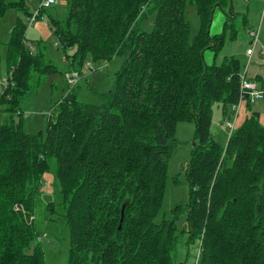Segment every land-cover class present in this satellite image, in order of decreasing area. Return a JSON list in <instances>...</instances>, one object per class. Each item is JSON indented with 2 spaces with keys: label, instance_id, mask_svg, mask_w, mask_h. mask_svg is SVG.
Returning a JSON list of instances; mask_svg holds the SVG:
<instances>
[{
  "label": "trees",
  "instance_id": "obj_1",
  "mask_svg": "<svg viewBox=\"0 0 264 264\" xmlns=\"http://www.w3.org/2000/svg\"><path fill=\"white\" fill-rule=\"evenodd\" d=\"M25 1L0 0V19L9 10L31 16ZM150 1L67 0L66 21L51 18L62 50H75L66 57L70 70H81L86 60L98 66L124 60L108 104L80 103L72 90L49 117L44 138L24 132L20 103L56 68L26 47V25L13 26L5 44L8 84L0 94V264H45L32 218L51 157L62 212L55 219L49 202L46 220L62 218L69 230L66 264H172L182 235L187 246L199 241L198 264H264L259 113L234 127L224 146L211 135L213 104L220 103L223 123L230 120L244 73L234 56L207 65L203 53L210 49L216 57L226 34L236 37V16L225 14L229 0H152L154 23L145 32L139 22ZM187 2L199 18L192 39ZM217 9L226 20L211 35ZM180 122L194 125L183 168L188 200L157 223ZM172 182L180 185L178 177ZM181 215L184 228L177 224Z\"/></svg>",
  "mask_w": 264,
  "mask_h": 264
},
{
  "label": "rangeland",
  "instance_id": "obj_2",
  "mask_svg": "<svg viewBox=\"0 0 264 264\" xmlns=\"http://www.w3.org/2000/svg\"><path fill=\"white\" fill-rule=\"evenodd\" d=\"M40 0H26V10L32 14L37 9ZM232 10L235 18L232 20L234 28L237 31L235 38H231L230 32L226 34L223 46L216 56V64L222 63L224 57L234 56L239 59L243 66V73L247 70L246 78L254 80L257 77L254 71L257 64L264 63V56L261 54V46L264 45V0H232ZM154 1L148 3L143 11L139 22V28L142 31L150 32L153 27L155 17ZM68 15L67 0H56L55 5L45 10L41 18L37 19L34 25L28 23V17L23 11L9 10L6 15L0 19V94L5 89V83L8 78L7 67L5 63L6 43L10 38V33L17 21L26 25L25 45L33 53L40 52L46 62H50L56 72L43 76L39 86L26 94L21 100L20 107L23 110V130L26 134L35 135L41 133L42 138L45 135L46 124L49 117H54L58 112V102L66 95L64 75L70 70L67 56H72L74 48H67L66 52L60 47L58 40L53 35L51 29V18L64 23ZM185 17L190 25L191 39L199 30V18L195 7L187 2ZM226 20L225 14L221 10H215L212 15L210 34H220ZM258 32L259 41L252 47V33ZM262 43V44H260ZM253 48V56L246 55L247 49ZM205 64H212L214 52L206 50L203 53ZM261 58V62L259 59ZM124 56H117L111 62L101 66L95 65L86 60L79 72L85 75L74 87L72 94L76 100L85 104H108L115 73L121 66ZM91 65L92 71H89L88 65ZM259 71V70H258ZM264 74L256 83L259 88L264 89ZM87 77V79H86ZM102 95L104 96L102 98ZM252 112L259 113V123L264 127V99H258L252 103L243 100L236 118L235 128L239 127ZM212 137L222 146L227 140L226 128L224 127L221 105L213 104V117L211 125ZM194 136V125L190 122H180L175 129V145L169 160L168 179L164 190V198L161 209L156 218V222L162 219L171 218V210L176 204H185L188 200V185L186 183L183 168L190 161ZM48 171L43 176V182L40 186L39 202L36 207V215L32 218L35 221L38 232V241L44 250L45 264H66L69 248V230L62 218L54 222H47L46 205L49 202L55 204L57 209L54 218H59V205L62 197L59 191L56 178V161L54 158L48 160ZM174 177H178L180 185L175 186L172 182ZM179 228L185 227V215H181L177 222ZM187 236L182 235L176 244L173 253L172 264H195L198 254L199 241L186 244Z\"/></svg>",
  "mask_w": 264,
  "mask_h": 264
},
{
  "label": "built area",
  "instance_id": "obj_3",
  "mask_svg": "<svg viewBox=\"0 0 264 264\" xmlns=\"http://www.w3.org/2000/svg\"><path fill=\"white\" fill-rule=\"evenodd\" d=\"M55 3L56 0H40L37 9H35V11L31 14V16L28 17V23L30 25H34L35 21L38 19L40 10H47L51 8L53 5H55ZM251 36L253 37L251 44L254 47L258 43V32L252 33ZM252 52L253 49L249 50L247 52V55L251 56ZM261 54L262 56H264V45L261 46ZM88 69L89 71L93 70L90 64L88 65ZM245 74H246V69L241 79L239 101L236 105L232 106L233 115L230 120H226L224 122V127L226 128L228 137L231 135L232 131L234 130L236 118L238 117L239 107L242 101L245 99L252 103L253 101L258 99H264V89L259 88V86L254 80L247 79L245 77ZM81 78H85V75H81V73L77 70H70L65 73L64 79H65L66 95L71 93V91L78 84ZM7 84L8 83L6 82L5 87L7 86ZM199 252L200 250L198 248V254L195 260V264H198Z\"/></svg>",
  "mask_w": 264,
  "mask_h": 264
},
{
  "label": "crops",
  "instance_id": "obj_4",
  "mask_svg": "<svg viewBox=\"0 0 264 264\" xmlns=\"http://www.w3.org/2000/svg\"><path fill=\"white\" fill-rule=\"evenodd\" d=\"M219 10V9H218ZM224 26V25H223ZM223 31V30H222ZM214 35H217V34H214ZM258 41H259V38H258ZM252 43V42H251ZM260 44H262V43H260ZM253 47V46H252ZM253 49V48H252ZM249 50H251V49H247V51H246V55H247V52L249 51ZM261 52V51H260ZM253 53L254 52H252V54H251V56H253ZM248 56V55H247ZM248 58H249V56H248ZM259 61L261 62V58L259 59ZM213 63H216V57H215V54H214V60H213V62H212V64ZM208 65V64H207ZM211 65V64H210ZM259 70V71H258ZM254 71H256L255 73H257V76H259V74L260 73H262V74H264V63H262L261 62V65H259V64H257L256 65V67H255V69H254ZM246 73H247V70H246ZM264 76V75H263ZM86 79H87V77H86ZM256 82V81H255ZM199 248V247H198Z\"/></svg>",
  "mask_w": 264,
  "mask_h": 264
},
{
  "label": "water",
  "instance_id": "obj_5",
  "mask_svg": "<svg viewBox=\"0 0 264 264\" xmlns=\"http://www.w3.org/2000/svg\"><path fill=\"white\" fill-rule=\"evenodd\" d=\"M232 7H233L232 0H229V7H228L227 11L225 12V14L227 16H231V14H232ZM193 145H194V142H193Z\"/></svg>",
  "mask_w": 264,
  "mask_h": 264
}]
</instances>
